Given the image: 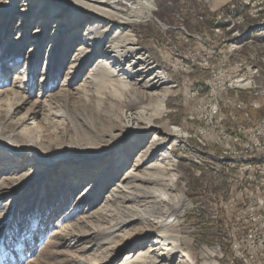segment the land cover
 <instances>
[{
	"label": "rangeland",
	"instance_id": "rangeland-1",
	"mask_svg": "<svg viewBox=\"0 0 264 264\" xmlns=\"http://www.w3.org/2000/svg\"><path fill=\"white\" fill-rule=\"evenodd\" d=\"M13 1L0 0V112L5 116L7 108L16 107L17 120L34 118L35 124L29 129L44 127L47 137L62 136L63 125L52 115L53 109H73L82 105L86 94L99 90L96 88L105 59L91 41L73 46L75 39L85 35L87 23L92 21L88 17L92 15L86 13L87 21L81 31L74 38L65 39L60 35L59 24L71 18V7L43 0V6L32 11L23 6L22 0ZM221 1L211 7L204 0H154V17L131 25L141 50L177 87L178 96L169 99L168 117H163V121L169 120L186 133L183 144L173 148L172 156L177 158L175 192L186 204L179 228L192 242L184 252L194 251L195 264H243L230 261L233 238L217 235L215 225L203 222L199 212L203 199L229 197L230 178H219L216 183L209 166L226 169V175H234L235 168L264 169V152L262 160L254 158L258 144H251V130L247 127L255 123L264 127V7L259 11V7H249L246 0ZM52 5L63 8L55 21L49 17ZM60 39L63 42L58 43ZM239 46L243 48L234 52L230 65L242 61L249 67L253 65L258 74L255 83L247 71L244 80L249 83L243 81V87L220 88L216 92L212 82L219 71L213 74L212 69L221 70L227 47ZM96 53L99 57L93 59ZM43 73L46 82L42 83ZM93 75L99 76L97 85L92 82ZM187 91L196 102H186ZM258 99L262 103L256 106ZM226 101L237 104L226 106ZM213 104L222 110L216 126L218 118L210 117ZM218 130L220 141L212 140L211 135L210 139L203 136ZM231 138H240L241 147L231 145ZM54 151L55 147H51L50 153ZM218 156L232 157V161L218 160ZM244 156L246 160L239 159ZM5 157L8 160L6 155L0 161V264H117L123 255L143 248L140 242L133 246L128 242L121 244L125 235L136 237L140 225L118 236L117 221L109 217L116 207L104 197L116 187L118 171L99 180L97 176H103L105 168L83 171L75 178L70 169L59 168L43 183L46 191L40 195L38 188L42 183L33 184L32 178L26 181L30 177L28 156L20 155L23 162L18 163H6ZM33 168L35 175L40 169ZM70 178L73 184L68 183ZM22 185L31 186L23 191ZM208 213H215V205H208ZM218 222L220 214H212L211 223ZM152 237L143 239L149 244ZM217 244L222 245L223 254L215 252ZM201 252L208 254L202 257Z\"/></svg>",
	"mask_w": 264,
	"mask_h": 264
},
{
	"label": "bare ground",
	"instance_id": "bare-ground-1",
	"mask_svg": "<svg viewBox=\"0 0 264 264\" xmlns=\"http://www.w3.org/2000/svg\"><path fill=\"white\" fill-rule=\"evenodd\" d=\"M55 1L73 9L71 18L59 24L62 28L60 35L65 39L74 38L81 31L82 24L87 21L86 13L92 15L88 17L92 21H88L85 35L80 40L75 39L73 46L91 41L95 49L99 50L101 58L105 59L106 62L100 63L103 75L99 73L98 85L99 76L92 77V82L99 90L93 91L91 95L90 92L86 94L82 105L73 109H53L52 115L63 125L62 136L54 138L47 137L44 127L29 129L30 125L35 124L34 118L26 116L17 120L16 107L7 108L5 116L0 112V161L7 155L8 160L5 157L3 161L18 163L23 162L20 155L28 156L30 177L26 181L32 178L33 184L42 183L38 188L40 195L46 191L43 183L59 168L70 169L73 178L83 171L105 168L102 169L103 176H97L99 180L110 178L112 171H118L120 177L115 183L118 180L121 182L118 181L110 194L104 197L116 207L109 217L117 221L115 228L119 231L118 236L128 230L134 231V225H140L136 237L125 235L121 244L128 242L133 246L134 242H140L143 248L136 253L132 251L123 255L117 264H195L194 251L184 252L187 247H191L192 242L183 236L179 228V217L186 204H183L180 194L175 192L177 158L172 156L173 148L183 144L186 133L182 128L170 124L169 120L163 121V117H168L169 99L178 96L177 87L170 84L169 77L162 70H158V64L153 62L148 53L141 50L131 26L154 17V0ZM204 1L211 7L223 2ZM43 3V0H22L23 6H29L32 11L40 9ZM49 9L50 19L55 21L63 8L52 5ZM57 41L60 43L62 40ZM220 53L224 55L225 52ZM92 57L95 59L99 55L96 53ZM108 60L111 62L108 63ZM224 64L222 61L221 65ZM175 69L181 68L175 66ZM248 72L254 82L258 74L253 65ZM45 76L46 73L41 76L42 83ZM185 97L186 102H196L195 96H191L189 91ZM258 102L256 106L262 103L260 99ZM210 108V117H214V111L220 107L213 104ZM220 110L219 118L222 116ZM247 127L249 130L258 127L264 131V127L256 126V123ZM210 135L211 132H205L203 136L210 139ZM234 141L238 144L236 146L241 147L243 144L239 143L240 138ZM51 147H55V151L50 153ZM35 166H39L40 170L33 175ZM73 178H70L69 184L74 183ZM22 186L24 191L31 185ZM150 236L153 237L147 244L143 237ZM207 254L201 252L202 257ZM204 264H209V261Z\"/></svg>",
	"mask_w": 264,
	"mask_h": 264
},
{
	"label": "built area",
	"instance_id": "built-area-1",
	"mask_svg": "<svg viewBox=\"0 0 264 264\" xmlns=\"http://www.w3.org/2000/svg\"><path fill=\"white\" fill-rule=\"evenodd\" d=\"M246 2L249 3V7H259V11L264 7V0H246ZM247 44L249 43L244 45ZM242 48L243 46L227 47L224 50L227 54L223 59L225 64L222 65L221 70L213 67V74L219 71L217 75H214L212 84L216 92H220V88L243 87V80L249 71V65L243 64V61L234 66L230 65L234 52H241ZM227 104L237 103L226 101V106ZM214 113L211 120L218 118L215 121H219V109ZM211 136L212 140L220 141L222 138L220 130L212 131ZM251 144H258L257 156L254 158L257 161L262 160L264 131H258V127H251ZM231 145L238 144L231 138ZM239 159L246 160V157ZM218 160L232 161V157L218 156ZM208 170L213 172L216 183L219 178H230V188H227L229 189L228 198H210L208 201L203 199V205L199 210L203 222L214 224L221 234L233 238V246L229 249L232 253L231 263L236 260L243 264H264V169L235 168L234 175H226V169L215 168V166H209ZM208 205H215V213H208ZM212 214H220V222L211 223ZM221 246V244L215 245V252L223 254ZM221 261H224L223 258Z\"/></svg>",
	"mask_w": 264,
	"mask_h": 264
},
{
	"label": "trees",
	"instance_id": "trees-1",
	"mask_svg": "<svg viewBox=\"0 0 264 264\" xmlns=\"http://www.w3.org/2000/svg\"><path fill=\"white\" fill-rule=\"evenodd\" d=\"M208 224H204V227H208ZM214 232L217 233V235H221L220 231L218 230V228L214 227Z\"/></svg>",
	"mask_w": 264,
	"mask_h": 264
}]
</instances>
